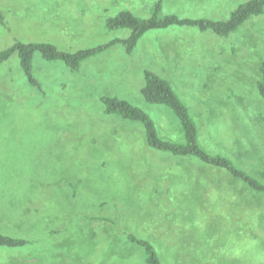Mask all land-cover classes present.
<instances>
[{
	"label": "rangeland",
	"instance_id": "rangeland-1",
	"mask_svg": "<svg viewBox=\"0 0 264 264\" xmlns=\"http://www.w3.org/2000/svg\"><path fill=\"white\" fill-rule=\"evenodd\" d=\"M156 1L0 0V51L16 40L92 48L128 34L106 29L105 18L121 10L145 18ZM246 1L161 0V8L225 20ZM263 60L264 8L226 36L149 30L131 53L114 44L76 70L36 52L37 85L16 53L0 63V234L30 240L0 247V264H145L130 233L156 244L166 264H205L183 249L195 238L184 211L192 207L208 218L195 244L213 242L202 251L215 253L212 264H264V193L149 148L139 123L105 113L102 102L126 100L150 115L160 137L179 140L172 111L141 96L143 72L152 71L189 107L202 146L264 183V100L256 90Z\"/></svg>",
	"mask_w": 264,
	"mask_h": 264
},
{
	"label": "trees",
	"instance_id": "trees-1",
	"mask_svg": "<svg viewBox=\"0 0 264 264\" xmlns=\"http://www.w3.org/2000/svg\"><path fill=\"white\" fill-rule=\"evenodd\" d=\"M161 0H158L151 6V11L148 17L142 18L136 16L129 10H121L114 16L105 18L104 26L108 30L124 29L128 30V34L122 38H115L104 44L79 49L74 52L59 51L57 48L47 42H21L14 41L10 46L0 51V63L9 59L16 53L19 58V66L25 75L27 81L33 85H37V81L33 76L32 58L37 52L45 60H61L68 68L76 70L85 59L106 50L114 44H120L129 54L137 45L138 40L149 30L166 29L170 26H186L195 27L200 31H210L220 36H226L236 30L247 18L254 15H259L263 12L264 0H247L239 4L229 17L225 20H212L205 18H189L180 17L175 14H162ZM1 20V17H0ZM144 83L140 89L142 98L149 104L163 105L170 109L174 114L179 124L181 137L179 140H167L160 137L156 129L155 123L146 112L140 108L132 106L128 101L117 99L115 97L102 98L104 104V112L109 114L119 115L123 119L132 120L140 124L144 131L145 144L154 150L176 157L192 161L200 166H207L220 169L229 177L239 181L255 194L264 193V183L257 179L252 174L248 173L240 167L231 158L219 154L212 153L205 149L201 140H199V130L196 121L189 112V107L179 98L171 83L166 78L153 73L149 70H144ZM256 90L260 97L264 100V60L259 65L258 78L256 80ZM207 203V201H205ZM198 208V207H196ZM184 210L191 221L187 222L189 227L186 231L193 235L194 239L183 243V249L186 253H190L197 262L198 260L206 263H214L215 253L205 255L206 247H213V242L205 241L201 247L196 246L195 239L204 240L205 236L201 234L205 230V222L208 218L198 214L195 208L192 207ZM212 221H211V220ZM208 225L212 227L214 221L210 217ZM241 223L242 220H238ZM203 229V230H202ZM110 237V236H109ZM127 240L138 246L143 253L145 264H166L161 260L162 253L151 241L137 237L133 234L126 235ZM30 242L28 239L17 238L0 234V247H15L26 245ZM180 249L174 250L175 256H178ZM198 263V262H197ZM192 264V262L190 263ZM194 264V263H193Z\"/></svg>",
	"mask_w": 264,
	"mask_h": 264
}]
</instances>
